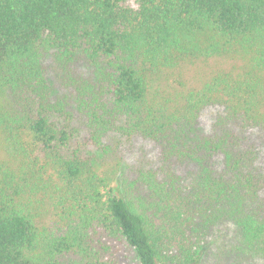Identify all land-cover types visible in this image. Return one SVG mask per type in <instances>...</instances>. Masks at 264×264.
<instances>
[{
    "label": "trees",
    "instance_id": "16d2710c",
    "mask_svg": "<svg viewBox=\"0 0 264 264\" xmlns=\"http://www.w3.org/2000/svg\"><path fill=\"white\" fill-rule=\"evenodd\" d=\"M126 1L0 0V264H264V0Z\"/></svg>",
    "mask_w": 264,
    "mask_h": 264
},
{
    "label": "rangeland",
    "instance_id": "374dc122",
    "mask_svg": "<svg viewBox=\"0 0 264 264\" xmlns=\"http://www.w3.org/2000/svg\"><path fill=\"white\" fill-rule=\"evenodd\" d=\"M125 6L136 9L135 0H127ZM213 69L225 67V63L211 64ZM194 79V73L188 74V82ZM217 107L206 108L199 117L198 127L204 133H208L217 114ZM105 145L110 148L109 154H102L93 148H89V155L93 157L94 165L101 173H109L113 184H119L123 179L134 180L138 171L158 170L161 167V157L158 147L141 138H126L116 134L109 135ZM218 252L215 248H206L201 252L198 264H217Z\"/></svg>",
    "mask_w": 264,
    "mask_h": 264
}]
</instances>
